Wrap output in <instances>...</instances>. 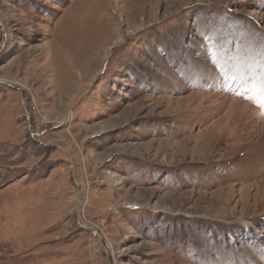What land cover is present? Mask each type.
<instances>
[{"label": "rangeland", "instance_id": "1", "mask_svg": "<svg viewBox=\"0 0 264 264\" xmlns=\"http://www.w3.org/2000/svg\"><path fill=\"white\" fill-rule=\"evenodd\" d=\"M0 23V264H264V0Z\"/></svg>", "mask_w": 264, "mask_h": 264}, {"label": "water", "instance_id": "2", "mask_svg": "<svg viewBox=\"0 0 264 264\" xmlns=\"http://www.w3.org/2000/svg\"><path fill=\"white\" fill-rule=\"evenodd\" d=\"M0 29L3 30V27H2L1 23H0ZM0 84H1V82H0ZM91 230L93 231L94 234H96L100 238L101 244H102L104 250L107 253L109 264H113L112 259H111L110 254H109L108 247L106 246V242H105L104 238L102 237V235L100 234V232L98 230H95V229H91Z\"/></svg>", "mask_w": 264, "mask_h": 264}, {"label": "bare ground", "instance_id": "3", "mask_svg": "<svg viewBox=\"0 0 264 264\" xmlns=\"http://www.w3.org/2000/svg\"><path fill=\"white\" fill-rule=\"evenodd\" d=\"M107 246V245H106ZM108 247V246H107Z\"/></svg>", "mask_w": 264, "mask_h": 264}]
</instances>
